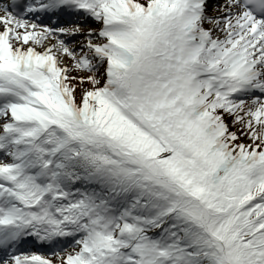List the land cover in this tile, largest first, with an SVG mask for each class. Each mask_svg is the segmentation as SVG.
Listing matches in <instances>:
<instances>
[{
  "label": "snow or ice",
  "instance_id": "1",
  "mask_svg": "<svg viewBox=\"0 0 264 264\" xmlns=\"http://www.w3.org/2000/svg\"><path fill=\"white\" fill-rule=\"evenodd\" d=\"M0 264H264V0H0Z\"/></svg>",
  "mask_w": 264,
  "mask_h": 264
}]
</instances>
